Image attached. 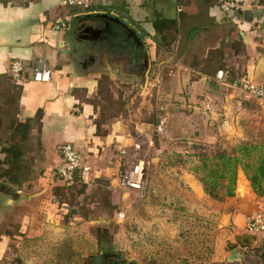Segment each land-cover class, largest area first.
<instances>
[{"label": "rangeland", "instance_id": "obj_1", "mask_svg": "<svg viewBox=\"0 0 264 264\" xmlns=\"http://www.w3.org/2000/svg\"><path fill=\"white\" fill-rule=\"evenodd\" d=\"M95 6L96 0L83 10L93 11ZM220 25L197 34H187L188 25L179 34L167 32L159 63H179L174 76L162 73V66L147 83L100 77L94 100L99 124L118 121L127 139L150 140L141 152L150 163L145 194L122 191L118 172L110 179L100 174L87 184L61 188L54 176L62 162L59 149L51 151L43 142L44 155L50 157L49 163L40 162L51 166L28 181L29 189L17 192L24 199L1 212L0 264H84L86 257L103 249L126 254L128 264H228L229 245L236 235L246 234L236 219L243 216L246 221L258 207L250 190L242 199L235 194L238 185L245 187L238 178L244 177L254 190L248 174L252 176L264 159V103L247 99L240 83L264 85V76L257 73L262 56L248 54L237 25L230 20ZM158 40L161 43L160 36ZM250 62L256 65L254 71ZM220 70L232 84L210 87L213 81L207 76L216 79ZM198 78H206L209 86L197 83ZM6 87L0 91V140L16 119L14 94ZM243 146L252 149L243 160L252 168L246 173L238 167L234 196H225L224 186L218 190L221 199L207 195L200 181L204 173L195 170L201 159H213L217 153L241 158L238 148ZM263 241L259 236L255 248L244 252L242 264H264Z\"/></svg>", "mask_w": 264, "mask_h": 264}, {"label": "crops", "instance_id": "obj_2", "mask_svg": "<svg viewBox=\"0 0 264 264\" xmlns=\"http://www.w3.org/2000/svg\"><path fill=\"white\" fill-rule=\"evenodd\" d=\"M219 1L222 4L238 1L240 6L230 15L222 8L211 7L209 18H213L210 19L219 25V29L220 24L226 22V17L231 18L248 53L264 56V3L260 4L261 0ZM179 12L178 0H96L93 11H84L82 6H64L62 0L0 1V91L7 86L6 92H13L14 104L18 105V121L34 118L38 112L42 115L39 124L47 148L56 152L63 145L70 144L91 167L93 180L100 174L110 179L119 172L120 149L130 146L134 139H127V130L118 121L111 125L99 124L100 111L94 100L100 77L142 81L135 73L129 72L137 68L140 61L137 48L140 47L148 62L144 76L146 83L149 75L162 66L161 71L163 73L164 70L165 75L168 72L170 76L176 75L179 63H159V35L154 22L158 19L173 20ZM60 22L66 23L65 29L55 31L53 25ZM106 35L119 40L117 43L114 41L118 47L109 46L102 54L99 45ZM41 60H47L51 67L53 75L49 83H37L32 80L31 72L26 74L29 67L38 66ZM15 62L22 65L28 76V80L18 88L12 82L10 71ZM252 62L250 68L254 71L256 65ZM207 77L213 81L210 87L217 83L222 86L215 75ZM198 80L194 83L209 86L206 78ZM238 179L245 187L242 189L238 185L235 194L238 193L241 199L250 193L257 197L258 207L254 215L262 213L264 198L257 196L244 177ZM45 193L44 190L41 195ZM244 222L243 216L236 219L240 226ZM254 248L238 249L240 258L234 262L228 260V253V264H242L244 252Z\"/></svg>", "mask_w": 264, "mask_h": 264}, {"label": "trees", "instance_id": "obj_3", "mask_svg": "<svg viewBox=\"0 0 264 264\" xmlns=\"http://www.w3.org/2000/svg\"><path fill=\"white\" fill-rule=\"evenodd\" d=\"M262 3H264L263 0H261L260 4ZM178 6L180 7V12L177 15V18L173 20L158 19L154 22V28L157 34L161 37V43L158 41L159 46H161L163 40L168 37L167 32L169 31H174L175 34H179L181 29L188 25L187 34H190L196 30H203L207 27L209 28L210 25L216 26L217 24L209 18L208 11L211 7H218L221 9L222 2L219 0H178ZM187 7L190 8L189 12L186 10ZM236 9L237 6L234 10L229 12V15L235 13ZM225 20L226 22L229 20L232 21L229 17H226ZM193 21L195 24L190 27V24L192 25ZM240 37L242 39L241 35ZM29 68L30 71H27L26 74L33 72L36 66ZM25 72L26 71H23V82L28 80V76ZM225 76L227 77L226 73ZM225 81L232 84V80L229 78H225ZM14 107L17 112L18 105L14 104ZM41 117L42 115L38 112L34 118H30L24 122L18 121L17 118L14 119L6 127V138L0 140V186L11 192L17 193L29 189L30 185H28V181L34 180L36 176H38L37 178L41 177L45 172V169L48 168L46 164L48 162V157L47 155H44L41 125L39 124ZM2 126L3 122L0 118V128ZM238 151L243 153L241 158L238 155L217 153L213 159H201L200 166L195 170L204 173V176L201 177L200 181L204 187L205 193L210 197L221 199L218 195V190L223 186L226 190L225 196L233 197L238 167L241 166L246 173L252 168V165L243 162V160L246 161V159L250 157L252 149L243 146L238 148ZM58 152L59 156H61V148ZM43 160L46 163L44 162L41 164L40 161L43 162ZM248 178L252 183L255 193L259 197L264 198V159L256 168V171L253 172L252 176H249L248 174ZM57 180L62 186L61 188H71L78 183L87 184V182L81 179L79 173L75 175V183L71 187L60 183L59 177H57ZM60 191L61 190H59V192ZM262 245L261 258L264 259V241L262 242ZM103 252L111 253L112 250L103 249Z\"/></svg>", "mask_w": 264, "mask_h": 264}, {"label": "built area", "instance_id": "obj_4", "mask_svg": "<svg viewBox=\"0 0 264 264\" xmlns=\"http://www.w3.org/2000/svg\"><path fill=\"white\" fill-rule=\"evenodd\" d=\"M93 0H62L65 6L76 7L82 6L89 8ZM236 5L232 2L223 3L221 8L225 13H229ZM64 23H56L53 25L55 31L65 29ZM11 77L14 84L17 86L23 85V67L20 63L15 62L11 65ZM32 73V80L37 83H49L52 80V70L47 60H41L38 66L34 68ZM224 71H218L216 79L220 83H226ZM237 87L238 83H234ZM240 89L245 96L250 99L257 100L264 103V85L256 84L252 81H244L240 83ZM157 131L162 132V127H158ZM150 140L147 141L144 136L134 139L130 146H124L119 151L120 165L117 178V186L124 192L145 194L148 186L147 172L149 169L148 160L141 155V152L150 145ZM61 164L56 169L55 175L59 177V181L68 187L75 183V175L79 173L81 179L88 182L92 179V170L80 152H78L72 145L65 144L60 152ZM120 216H123L122 214ZM244 231L248 235L264 238V211L260 214L254 215L246 219L244 223Z\"/></svg>", "mask_w": 264, "mask_h": 264}, {"label": "water", "instance_id": "obj_5", "mask_svg": "<svg viewBox=\"0 0 264 264\" xmlns=\"http://www.w3.org/2000/svg\"><path fill=\"white\" fill-rule=\"evenodd\" d=\"M203 33L204 31H195L193 34ZM94 38V37H93ZM89 40H93L88 38ZM257 73L260 76H264V56L258 61L257 64ZM258 75V76H259ZM0 192L6 196L8 199V203L14 204L17 199H24L19 193L11 192L10 190L3 188L0 186ZM28 201V200H27ZM257 237L254 235H236L235 243L230 244L228 247L229 257L228 260L230 262H234L240 258L237 250L238 249H250L254 247L255 242L257 241ZM129 257L126 254L121 253H101V254H92L85 258L84 264H128Z\"/></svg>", "mask_w": 264, "mask_h": 264}, {"label": "flooded vegetation", "instance_id": "obj_6", "mask_svg": "<svg viewBox=\"0 0 264 264\" xmlns=\"http://www.w3.org/2000/svg\"><path fill=\"white\" fill-rule=\"evenodd\" d=\"M114 41L115 40L108 37V35H106L102 38L101 45H99V48H101L102 54H104L106 52V50L108 49L107 47H109V46H113V47L116 46V48L118 47L116 45V43L119 40H116L115 41L116 43ZM137 50L139 53L138 57H139L140 61L137 65V68L135 70L130 69L129 72L135 73L136 76L140 77L141 80L142 79L144 80V78H145L144 76H145L146 72L148 71V62H147L146 56L142 52V48L141 47H140V49L137 48ZM101 58H102V56H101ZM15 199H16L15 201L17 202L18 199L17 198H15ZM10 208H12V207H10V204L8 203V199L6 198L5 195H3L0 192V215L2 214L1 212H6Z\"/></svg>", "mask_w": 264, "mask_h": 264}]
</instances>
